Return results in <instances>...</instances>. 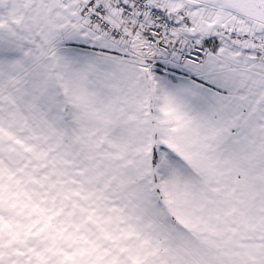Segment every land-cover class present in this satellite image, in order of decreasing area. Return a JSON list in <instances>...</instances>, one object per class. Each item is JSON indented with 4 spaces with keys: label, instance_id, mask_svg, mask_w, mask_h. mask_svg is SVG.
I'll return each mask as SVG.
<instances>
[{
    "label": "snow or ice",
    "instance_id": "1",
    "mask_svg": "<svg viewBox=\"0 0 264 264\" xmlns=\"http://www.w3.org/2000/svg\"><path fill=\"white\" fill-rule=\"evenodd\" d=\"M0 264H264V0H0Z\"/></svg>",
    "mask_w": 264,
    "mask_h": 264
}]
</instances>
